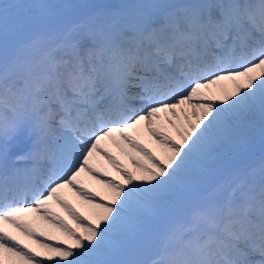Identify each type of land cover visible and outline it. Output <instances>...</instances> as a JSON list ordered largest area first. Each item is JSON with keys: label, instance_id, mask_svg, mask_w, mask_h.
<instances>
[{"label": "snow or ice", "instance_id": "1", "mask_svg": "<svg viewBox=\"0 0 264 264\" xmlns=\"http://www.w3.org/2000/svg\"><path fill=\"white\" fill-rule=\"evenodd\" d=\"M0 264H264V0H0Z\"/></svg>", "mask_w": 264, "mask_h": 264}, {"label": "bare ground", "instance_id": "2", "mask_svg": "<svg viewBox=\"0 0 264 264\" xmlns=\"http://www.w3.org/2000/svg\"><path fill=\"white\" fill-rule=\"evenodd\" d=\"M136 0H123L122 3H134ZM35 140V134L28 125L23 126L16 136L9 142V155L15 157L31 149ZM252 162L258 163L259 157L252 158ZM70 195V194H69Z\"/></svg>", "mask_w": 264, "mask_h": 264}, {"label": "rangeland", "instance_id": "3", "mask_svg": "<svg viewBox=\"0 0 264 264\" xmlns=\"http://www.w3.org/2000/svg\"><path fill=\"white\" fill-rule=\"evenodd\" d=\"M123 0H72V2L80 3V2H87V3H122ZM259 157V151L253 154V158Z\"/></svg>", "mask_w": 264, "mask_h": 264}]
</instances>
